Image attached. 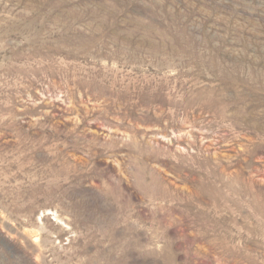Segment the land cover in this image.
Returning <instances> with one entry per match:
<instances>
[{"label": "rangeland", "instance_id": "rangeland-1", "mask_svg": "<svg viewBox=\"0 0 264 264\" xmlns=\"http://www.w3.org/2000/svg\"><path fill=\"white\" fill-rule=\"evenodd\" d=\"M0 264H264V0H0Z\"/></svg>", "mask_w": 264, "mask_h": 264}]
</instances>
